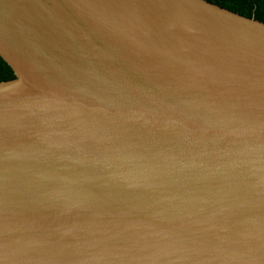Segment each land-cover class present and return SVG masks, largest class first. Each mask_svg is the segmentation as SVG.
<instances>
[{
    "label": "water",
    "instance_id": "water-1",
    "mask_svg": "<svg viewBox=\"0 0 264 264\" xmlns=\"http://www.w3.org/2000/svg\"><path fill=\"white\" fill-rule=\"evenodd\" d=\"M0 264H264V24L205 0H0Z\"/></svg>",
    "mask_w": 264,
    "mask_h": 264
},
{
    "label": "trees",
    "instance_id": "trees-1",
    "mask_svg": "<svg viewBox=\"0 0 264 264\" xmlns=\"http://www.w3.org/2000/svg\"><path fill=\"white\" fill-rule=\"evenodd\" d=\"M211 4L239 14L246 18H253L264 24V0H205ZM11 68L0 57V83L14 80Z\"/></svg>",
    "mask_w": 264,
    "mask_h": 264
}]
</instances>
